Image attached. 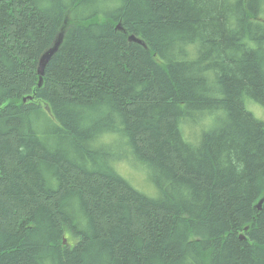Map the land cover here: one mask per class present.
Returning <instances> with one entry per match:
<instances>
[{
    "label": "trees",
    "instance_id": "16d2710c",
    "mask_svg": "<svg viewBox=\"0 0 264 264\" xmlns=\"http://www.w3.org/2000/svg\"><path fill=\"white\" fill-rule=\"evenodd\" d=\"M245 98L264 106V0H0V264H264Z\"/></svg>",
    "mask_w": 264,
    "mask_h": 264
},
{
    "label": "rangeland",
    "instance_id": "374dc122",
    "mask_svg": "<svg viewBox=\"0 0 264 264\" xmlns=\"http://www.w3.org/2000/svg\"><path fill=\"white\" fill-rule=\"evenodd\" d=\"M94 4H96V2H94ZM92 5L93 4L91 5L89 4L90 7H92ZM244 107L247 110H249L256 118L264 122V106L254 102L253 100L249 98H245ZM217 116H218L217 113L210 114V115H204L203 120L205 123V127H208L211 124H213L214 119ZM196 131H197V127L191 126L185 130V133L187 135H190V134H194V132ZM182 133H183V130H182ZM116 168H117V171L122 176H124L140 192H143L152 197L155 196L154 188L152 187L148 179L146 171L144 170L143 166L140 163H138L137 161L133 159H129L127 161L119 160L116 164Z\"/></svg>",
    "mask_w": 264,
    "mask_h": 264
},
{
    "label": "water",
    "instance_id": "95a60500",
    "mask_svg": "<svg viewBox=\"0 0 264 264\" xmlns=\"http://www.w3.org/2000/svg\"><path fill=\"white\" fill-rule=\"evenodd\" d=\"M119 26L120 25L118 23L116 25V28H119ZM62 38H63V33L58 32V34L56 35L52 45L49 48H47L45 51H43L38 58L37 74L39 76V85H41V83H42V77L44 75L45 67H46L48 61L50 60V58L56 53L59 46L61 45ZM129 39L141 43V41L139 39L135 38L133 35H130ZM262 201H263V198L260 199V201L258 202V208H260Z\"/></svg>",
    "mask_w": 264,
    "mask_h": 264
},
{
    "label": "bare ground",
    "instance_id": "6f19581e",
    "mask_svg": "<svg viewBox=\"0 0 264 264\" xmlns=\"http://www.w3.org/2000/svg\"><path fill=\"white\" fill-rule=\"evenodd\" d=\"M259 201H260V200H259ZM259 201H258V202H259ZM257 206H258V204H257Z\"/></svg>",
    "mask_w": 264,
    "mask_h": 264
}]
</instances>
